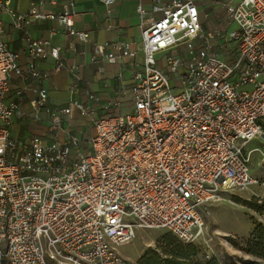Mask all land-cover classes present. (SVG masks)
<instances>
[{
	"label": "built area",
	"instance_id": "1",
	"mask_svg": "<svg viewBox=\"0 0 264 264\" xmlns=\"http://www.w3.org/2000/svg\"><path fill=\"white\" fill-rule=\"evenodd\" d=\"M7 4L0 0V14ZM69 6L55 15L34 5L28 15L55 19L85 39ZM223 6L235 28L220 32L212 50L194 43L201 34L192 0H154L149 11L138 0L140 62L137 51L121 44L116 52L94 44L90 54L92 62L129 58V109L110 104L90 118L92 133H68L63 141L50 133L11 136L15 105L4 98L10 76L21 68L1 38L0 22V264H131L118 247L139 229H165L196 242L202 208L222 190L258 182L246 143L264 136V0H224ZM26 51L34 77L44 75L34 59L59 56L58 48L36 39ZM46 97L40 88L30 103L41 107ZM73 109L88 112L74 100L59 114Z\"/></svg>",
	"mask_w": 264,
	"mask_h": 264
},
{
	"label": "crops",
	"instance_id": "2",
	"mask_svg": "<svg viewBox=\"0 0 264 264\" xmlns=\"http://www.w3.org/2000/svg\"><path fill=\"white\" fill-rule=\"evenodd\" d=\"M7 1V9L0 14L1 38L7 48L17 54L21 68L20 75L10 76L4 98L7 104L15 105L10 128L13 138L48 133L55 134L61 141L68 133L82 138L93 132L90 118L104 114L106 106L118 102L119 110L129 109V102L124 98L126 88L133 83L134 67L129 58H120L113 63L105 60L92 62L90 54L94 44H107L106 50L112 52H116V45L121 44L137 51L134 61L140 62L138 0H114L109 4L103 0ZM153 1L144 0L146 11L150 10ZM156 1L167 3L171 0ZM192 1L199 11L202 35L197 36L194 43L197 46L210 45L213 50L218 34L231 27L225 16L224 0ZM34 5L41 12H53L55 15L69 6L74 29L86 31L87 37L81 39L76 33H67L55 19L29 16V9ZM18 14L22 19L17 18ZM32 39L45 41L47 48L59 50L57 58L47 55L33 60L43 77H34L29 72L32 60L27 54L26 44ZM178 48L174 49L175 53ZM40 88L46 89L47 97L43 106L34 108L30 102ZM74 100L88 112L81 114L73 109L69 114H59L60 109ZM55 113L59 114L60 121L53 128L51 120Z\"/></svg>",
	"mask_w": 264,
	"mask_h": 264
},
{
	"label": "rangeland",
	"instance_id": "3",
	"mask_svg": "<svg viewBox=\"0 0 264 264\" xmlns=\"http://www.w3.org/2000/svg\"><path fill=\"white\" fill-rule=\"evenodd\" d=\"M234 28L235 25H231V29ZM161 59L165 62L166 54ZM170 85L173 87V81ZM256 147L259 150L254 149ZM246 148L252 149L249 164L258 182L251 185L250 189L222 190L219 200L202 208L203 234L198 241L193 242L199 249L195 257L199 261L208 255H216L223 259L230 256L241 263L254 260L257 264H264V260L245 251L254 225L257 222L264 223V160L261 157L264 153V136L252 138L246 143ZM174 238L187 243L165 229H139L133 240L119 246L118 250L131 264H137V259L146 249H161Z\"/></svg>",
	"mask_w": 264,
	"mask_h": 264
},
{
	"label": "trees",
	"instance_id": "4",
	"mask_svg": "<svg viewBox=\"0 0 264 264\" xmlns=\"http://www.w3.org/2000/svg\"><path fill=\"white\" fill-rule=\"evenodd\" d=\"M168 246L148 248L137 259V264H257L254 260L236 261L233 257L223 259L216 255H208L199 261L195 257L199 253L193 242L183 243L176 238L167 243ZM245 251L264 260V223L257 222L251 230Z\"/></svg>",
	"mask_w": 264,
	"mask_h": 264
}]
</instances>
